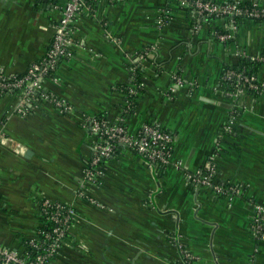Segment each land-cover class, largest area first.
Listing matches in <instances>:
<instances>
[{
  "label": "crops",
  "instance_id": "crops-1",
  "mask_svg": "<svg viewBox=\"0 0 264 264\" xmlns=\"http://www.w3.org/2000/svg\"><path fill=\"white\" fill-rule=\"evenodd\" d=\"M65 3L0 0L3 75L21 76L44 56ZM73 28L57 83L42 82L72 113L39 99L23 114L20 95L0 96V136L11 146H0V247L20 253L36 239L39 206L49 200L74 211L52 264H181L178 247L191 264H264V239L251 231L252 205H264V93L233 99L222 83L226 69L254 58L264 89V19H237L233 28L231 18H199L177 0H96ZM137 84L126 111V90ZM93 118L129 135L157 124L172 137L169 164L150 170L119 145L91 168ZM212 157L217 182L240 185L242 195L188 182Z\"/></svg>",
  "mask_w": 264,
  "mask_h": 264
},
{
  "label": "built area",
  "instance_id": "built-area-1",
  "mask_svg": "<svg viewBox=\"0 0 264 264\" xmlns=\"http://www.w3.org/2000/svg\"><path fill=\"white\" fill-rule=\"evenodd\" d=\"M96 0H66L61 17L54 29V35L43 57L29 66L21 76H5L0 72V96L6 94L20 95V112H25L36 100L49 101L61 114H70L72 109L59 101L43 89L42 82L50 80L57 83L55 71L58 61L71 55L73 24L77 16L84 8L89 9ZM110 3L124 2L126 0H106ZM181 7H188L199 18L232 19V27H235L237 19H264V6L244 5L240 3L216 4L209 0H177ZM229 36H220L221 41ZM243 58V57H242ZM246 58V57H244ZM251 63H257L254 58H246ZM175 86L181 87L185 82L179 76H173ZM222 83L226 86L227 95L238 99L242 94L262 95L263 85H260L255 75L244 70L226 69L222 75ZM140 85L126 90V111L133 107V97L138 94ZM171 92V91H170ZM173 93V92H172ZM170 94V93H169ZM89 130L96 136V144L91 159V168L99 165L103 160L113 157L119 145L143 159L150 170L158 171L169 164L172 154L171 134L161 129L155 123L143 124L135 134L129 135L126 128L119 124H110L105 119H87ZM227 131V130H226ZM8 141L0 136V146H9ZM10 143V142H9ZM11 144V143H10ZM12 149V148H11ZM19 154L21 147L14 148ZM214 157L203 169L188 175V182L197 188L211 189L215 194L225 197H238L242 195V187L236 184H219L216 180ZM88 178H92V171L88 170ZM231 199V198H230ZM253 221L251 225L252 235L256 239H264V205L253 204ZM40 219L54 224L50 231H42V223L38 229L36 239L24 244V250L17 253L0 247V264H52L66 232L74 216L72 207L58 202L43 200L39 206ZM179 254L183 258L181 264H191L189 254H185L178 247Z\"/></svg>",
  "mask_w": 264,
  "mask_h": 264
},
{
  "label": "trees",
  "instance_id": "trees-1",
  "mask_svg": "<svg viewBox=\"0 0 264 264\" xmlns=\"http://www.w3.org/2000/svg\"><path fill=\"white\" fill-rule=\"evenodd\" d=\"M254 64H256V63H251L246 59H242L236 67H230L228 69L244 70L246 73L253 75L254 71H255ZM135 76L137 77V80H139L137 73L135 74ZM126 94H127V92H126ZM132 101H134V100L132 99ZM40 220H41V223L43 224L42 228H41L42 231H50L54 227V224L45 220L44 218H41Z\"/></svg>",
  "mask_w": 264,
  "mask_h": 264
},
{
  "label": "water",
  "instance_id": "water-1",
  "mask_svg": "<svg viewBox=\"0 0 264 264\" xmlns=\"http://www.w3.org/2000/svg\"><path fill=\"white\" fill-rule=\"evenodd\" d=\"M31 155H32V152H31V151H29V150L26 151V153H25V157H26V158H28V157L31 156Z\"/></svg>",
  "mask_w": 264,
  "mask_h": 264
}]
</instances>
